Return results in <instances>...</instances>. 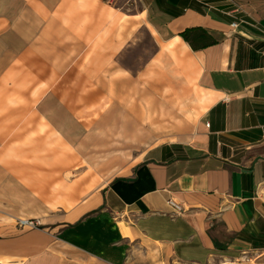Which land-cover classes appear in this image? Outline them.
Listing matches in <instances>:
<instances>
[{
    "label": "crops",
    "instance_id": "0c3cea01",
    "mask_svg": "<svg viewBox=\"0 0 264 264\" xmlns=\"http://www.w3.org/2000/svg\"><path fill=\"white\" fill-rule=\"evenodd\" d=\"M39 2L41 31L30 26L35 18H27L35 86L40 68L64 77L117 71L119 57L145 30L157 46L156 56L163 44L180 37L186 45L179 46L201 66L200 84L218 98L195 141L150 147L128 174L102 186L91 199L97 203L80 216L75 217L88 202L65 214L71 220L0 234V264L264 261V0H238L239 6L233 0ZM199 26L218 42L191 48L179 33ZM19 28L13 17H0V62L5 34ZM25 55L16 52L0 69V93ZM96 80L97 88L121 86L102 76ZM170 199L185 212L171 217Z\"/></svg>",
    "mask_w": 264,
    "mask_h": 264
},
{
    "label": "rangeland",
    "instance_id": "374dc122",
    "mask_svg": "<svg viewBox=\"0 0 264 264\" xmlns=\"http://www.w3.org/2000/svg\"><path fill=\"white\" fill-rule=\"evenodd\" d=\"M39 1L0 0V17L20 24L4 36L0 69L16 52L26 54L0 93V234L17 231V216L37 219L41 229L71 220L65 214L128 174L150 147L195 141L206 121L201 66L180 46L177 53L163 48L156 56L145 30L119 57L117 71L64 77L40 68V85L32 84L27 18H35L30 26L41 31ZM99 76L121 86L97 88ZM47 85L51 92L38 91Z\"/></svg>",
    "mask_w": 264,
    "mask_h": 264
},
{
    "label": "bare ground",
    "instance_id": "6f19581e",
    "mask_svg": "<svg viewBox=\"0 0 264 264\" xmlns=\"http://www.w3.org/2000/svg\"><path fill=\"white\" fill-rule=\"evenodd\" d=\"M156 33V32H154ZM179 45L181 46H185L186 44H183V41L180 37H176L174 39H171L169 42L163 44V48L165 49H169L170 51H172L173 53H177L178 52V47ZM202 90L205 92H202V95H201V101L203 103V111H208L210 108H211V105L214 104L218 98V94H214L212 93L211 91L209 90H206L204 88H202ZM133 106L136 107V104L133 103ZM72 110H74V108H72ZM77 113V112H76ZM77 115L79 116L78 118L81 120V121H84V124L89 127V125H91V122L90 121H87L85 118H83L80 113H77ZM61 141H63L61 138H59ZM97 203L96 200H91V201H88V203L82 207L81 210H78L77 214L75 215V217L77 216H80L83 212H86L91 206H94L95 204ZM65 204V203H63ZM22 219H25L24 217H20ZM17 219V218H16ZM28 220V219H27ZM122 224V229H123V232L126 234V235H129L130 236V232H129V229L125 226V224L123 223H120Z\"/></svg>",
    "mask_w": 264,
    "mask_h": 264
},
{
    "label": "trees",
    "instance_id": "16d2710c",
    "mask_svg": "<svg viewBox=\"0 0 264 264\" xmlns=\"http://www.w3.org/2000/svg\"><path fill=\"white\" fill-rule=\"evenodd\" d=\"M179 34L194 50H199V48L214 45V43L218 42V39L209 33L203 26L187 27Z\"/></svg>",
    "mask_w": 264,
    "mask_h": 264
},
{
    "label": "built area",
    "instance_id": "2783aa9c",
    "mask_svg": "<svg viewBox=\"0 0 264 264\" xmlns=\"http://www.w3.org/2000/svg\"><path fill=\"white\" fill-rule=\"evenodd\" d=\"M239 22H233L232 26L234 28L239 27ZM170 207L172 208V212L170 213L171 217H176L179 216L181 214H183L185 212V208L183 207L182 204H180L179 202H177L176 200H172L170 199L168 201ZM16 225L17 227H20L22 229H26V228H39V221L37 219H22V218H18L16 219Z\"/></svg>",
    "mask_w": 264,
    "mask_h": 264
}]
</instances>
